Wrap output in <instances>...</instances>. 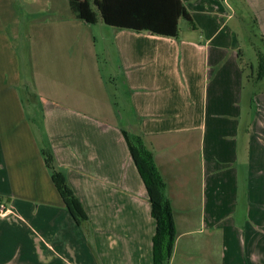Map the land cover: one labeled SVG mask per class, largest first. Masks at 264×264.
<instances>
[{
	"label": "crops",
	"instance_id": "crops-1",
	"mask_svg": "<svg viewBox=\"0 0 264 264\" xmlns=\"http://www.w3.org/2000/svg\"><path fill=\"white\" fill-rule=\"evenodd\" d=\"M181 1L191 22L169 38L94 8L88 24L68 0H0V264H154L157 221L125 134L166 186L170 264H264V87L248 73L264 0Z\"/></svg>",
	"mask_w": 264,
	"mask_h": 264
},
{
	"label": "trees",
	"instance_id": "trees-1",
	"mask_svg": "<svg viewBox=\"0 0 264 264\" xmlns=\"http://www.w3.org/2000/svg\"><path fill=\"white\" fill-rule=\"evenodd\" d=\"M73 14L80 20L95 24V6L103 22L111 27L136 32H149L156 36L176 38L179 21L191 22V17L181 0H68ZM264 62V57L259 56ZM263 68V67H261ZM131 154L146 185L153 205V217L157 232L153 239L154 264H170L176 241L172 209L166 196V186L154 161L153 153L146 147L141 136L125 134ZM45 163L53 182L64 199L68 210L82 222L86 215L74 195L54 156L43 151Z\"/></svg>",
	"mask_w": 264,
	"mask_h": 264
},
{
	"label": "rangeland",
	"instance_id": "rangeland-1",
	"mask_svg": "<svg viewBox=\"0 0 264 264\" xmlns=\"http://www.w3.org/2000/svg\"><path fill=\"white\" fill-rule=\"evenodd\" d=\"M93 8H94V10H95L96 12H98V11H97V8H96L95 6H93ZM184 23H186V22H184ZM250 25H251V23H250ZM250 25H249V26H250ZM249 28H250V27H249ZM255 45H256L257 49H258V47H259V50L261 51L260 53L264 56V49H263V51H262V48H260V46H259V44H257V42L255 43ZM260 53H258V56L261 57V55H259ZM248 58H250V57H247V58L245 59V61H247ZM259 60H260V59H259ZM249 63H250V66L248 67V73H249V76H250V77H249L250 82H251V83L262 82V86L264 87V66H262V62H261V61H258V60L254 57L252 60L249 61ZM263 65H264V62H263ZM251 67H254V73H252V74L250 75L249 68L251 69ZM261 67H263V68H261ZM262 86H261V87H262Z\"/></svg>",
	"mask_w": 264,
	"mask_h": 264
},
{
	"label": "built area",
	"instance_id": "built-area-1",
	"mask_svg": "<svg viewBox=\"0 0 264 264\" xmlns=\"http://www.w3.org/2000/svg\"><path fill=\"white\" fill-rule=\"evenodd\" d=\"M9 212L10 210L7 205L4 202L0 201V216H5Z\"/></svg>",
	"mask_w": 264,
	"mask_h": 264
}]
</instances>
